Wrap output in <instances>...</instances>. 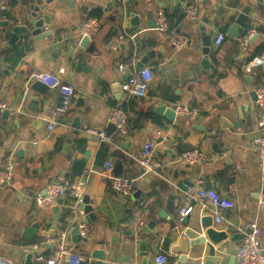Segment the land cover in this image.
Instances as JSON below:
<instances>
[{
    "label": "crops",
    "instance_id": "crops-1",
    "mask_svg": "<svg viewBox=\"0 0 264 264\" xmlns=\"http://www.w3.org/2000/svg\"><path fill=\"white\" fill-rule=\"evenodd\" d=\"M22 0H17L21 3ZM44 0H42L43 2ZM186 0H49L44 3L51 11L49 28L53 36L69 39L57 53L51 52L49 41L36 40L27 36L14 44L0 36V99L6 102L9 116L0 112V167L8 161L13 163L12 182L0 188V260L12 264H24L26 254L38 251L47 254L54 247L59 231L76 227L73 214L68 210L67 198L53 207L42 208L33 198L42 192L51 180L69 178L80 185L83 195H88L93 209V218L88 221V241L91 248L106 251L103 264H140L139 244H145L147 262L153 264L159 252L167 255V264H205L208 247L205 244H191L203 229L201 219L211 216L209 210L197 205L187 216L186 222L178 219L177 210L191 200L186 192H193L199 186L210 187L227 195L230 184L236 185L233 194L234 207L224 210L225 217L232 223L228 236L240 232L250 221H255L264 240V181L260 179L255 152L250 138L255 132L258 106L251 93L262 83L264 68L255 66L244 70V64L256 54L262 45L261 26L245 51L238 46L240 36L253 26L257 17L264 16V0H202L197 18L191 20L182 15V4ZM165 11L169 28L158 31L154 27L155 11ZM243 8L248 13L243 31L239 37L227 35ZM100 9V17L90 15ZM7 14V15H6ZM15 7L9 0L6 11L0 10V19L13 18ZM137 15V24L130 22ZM100 21L99 29L90 37L86 49L76 46L71 52L68 47L72 38L81 36L80 25L89 18ZM207 19L204 30L208 36L204 41L198 22ZM138 30L137 36L121 42L116 49L109 46L112 36ZM171 30L187 36V42L175 49L170 42ZM224 38L218 46L213 45L217 33ZM17 43L29 46L24 55L11 63V50ZM207 43V44H206ZM208 46L206 55L201 49ZM153 50L154 55L143 64L154 69V76L143 97L127 96L120 90L122 76L138 65L142 56ZM56 54V55H55ZM210 57L202 66L201 59ZM126 63L125 72L118 69L119 63ZM142 64V65H143ZM62 69V72L60 71ZM33 71H47L60 76L61 80L74 87L69 112L59 119L52 129L47 124L53 108L59 100L56 88L45 89L33 103L30 85L27 81ZM117 82L119 85L117 86ZM83 98L87 109L81 117L74 118L78 98ZM163 100L174 108L177 105L195 109L196 115L175 113L173 120L157 114L153 108ZM245 106L243 109L241 106ZM121 106L128 115L126 132L114 130L109 139L102 141L89 130L104 129L106 132L111 107ZM33 107L37 108L34 110ZM243 118L239 122V118ZM81 122L83 129L72 125ZM239 122L232 129V122ZM107 133V132H106ZM151 139L154 142L152 156L161 167L147 179L141 175L139 157L142 144ZM103 144V147H101ZM215 144V148H214ZM198 147L205 158L201 162L186 164L178 160L187 149ZM227 148L226 158L221 149ZM89 155L85 161L86 176L82 180L70 172L71 161L84 151ZM106 161L120 164L113 174L134 180L130 196L113 191L111 181L100 174ZM186 185V189L179 186ZM174 196L172 210H166L167 217L157 212L165 208L167 199ZM255 195V196H254ZM251 214V220L246 216ZM80 220V216L77 215ZM156 220L153 236L143 233L140 226L146 220ZM82 219V218H81ZM33 226L29 237L17 230ZM52 232L51 236L44 235ZM37 243V250L27 247ZM27 247V248H26ZM86 264H94L89 253ZM216 259L209 264H234V242L225 239L215 245ZM180 254L185 257L179 261ZM32 257L33 264H37Z\"/></svg>",
    "mask_w": 264,
    "mask_h": 264
},
{
    "label": "built area",
    "instance_id": "built-area-1",
    "mask_svg": "<svg viewBox=\"0 0 264 264\" xmlns=\"http://www.w3.org/2000/svg\"><path fill=\"white\" fill-rule=\"evenodd\" d=\"M124 3L126 0H117ZM202 0H186L182 4V11L184 15L194 20L200 8ZM9 7V0H0V10L6 11ZM155 29L158 31H166L169 28L168 18L163 8H158L155 11ZM257 26H261L262 45L260 50L253 54L243 65L245 71H250L255 66L264 68V16L257 17L247 31H245L239 38L238 46L245 51L251 37L258 32ZM100 27V21L96 17H89L85 19L80 25L81 35H93ZM138 30L131 32L118 33L112 36L109 40V46L116 49L121 42L128 39L133 40ZM170 42L175 49H179L187 42V36L177 30H171ZM224 38V34L219 32L213 39V45L218 46ZM126 63H119L118 69L125 72ZM62 72V69H60ZM154 76V69L149 64H143L140 67L132 66L130 71L125 74V78L120 83V90L127 96L143 97L146 95L150 82ZM39 80L49 88H56L59 92V100L57 105L52 110L51 118L48 121L47 128L52 129L59 119H62L69 112L72 98L75 96L74 87L70 83L61 80L60 76L47 71H33L28 76L27 81ZM262 83L255 88L256 104L258 106V119L255 125V132L250 138V145L252 146L255 156L256 165L259 172L260 179L264 181V73L261 76ZM8 106L5 101L0 99V112L7 109ZM175 113L180 115H187L193 118L196 111L187 106L177 105L173 108ZM13 111H9L12 113ZM108 124H112L119 134L126 132L128 126V115L121 106H113L110 109L107 118ZM91 133H96L102 141L109 139V135L104 129L89 130ZM154 142L151 139L146 140L141 147L140 157L138 159L141 167V175L158 173V168L161 164L152 156ZM205 154L203 150L198 147L185 150L178 158L181 162L186 164L197 163L203 161ZM114 163L106 161L100 174L107 177L111 181L112 189L115 193L122 196H130L134 189V180L119 175L113 174ZM13 176V163L8 161L5 166L0 167V188L10 184ZM236 192V185L230 184L227 195L220 194L210 187L199 186L193 192H186V197L191 201L177 210L178 219L181 221L189 215V213L197 205L201 210H209L212 214L215 223H223V230H228L232 223L225 217L224 210L232 209L234 207L233 194ZM82 189L80 185L72 182L69 178L61 180H51L44 186L42 192H37L34 195V202L37 206L42 208H49L57 205L63 198H67L66 206L73 214L76 227L81 237H87L89 234V226L84 219L85 213L79 207L82 202ZM80 216V220L77 218ZM82 218V219H81ZM249 231L244 234L241 241L237 244L234 252V264H264V240L261 238L259 226L255 221L248 223ZM243 231V228H237ZM27 247L37 250L39 244H30ZM26 247V248H27ZM34 260L37 264H86L89 257L84 255L76 247V244L69 239V230L63 229L59 231L54 241L53 249L47 254H36ZM0 264H8L0 260ZM12 264V263H9ZM137 264V263H128ZM153 264H167V255L164 252L157 253L153 258Z\"/></svg>",
    "mask_w": 264,
    "mask_h": 264
},
{
    "label": "water",
    "instance_id": "water-1",
    "mask_svg": "<svg viewBox=\"0 0 264 264\" xmlns=\"http://www.w3.org/2000/svg\"><path fill=\"white\" fill-rule=\"evenodd\" d=\"M12 7H15V14L13 15V18L10 19L8 17H5L4 19H0V36L3 37L9 44H14L19 39H22L20 41L26 40L27 36H32L36 40H44L47 39L49 41V44L47 45V48L53 52L57 53L61 46H65L69 39L62 38L59 34L53 36L51 29L49 28V18L51 15V11L48 10V8L45 6L44 3H48L49 0H22L21 3H17V0H10ZM248 13V8H243L241 12L237 15L235 18L233 24L228 28L227 35L231 37H239L241 32L243 31L242 25L244 24L246 17ZM7 15V14H6ZM182 15L184 13L182 12ZM137 15H134L131 17L130 22L134 25H136L138 22ZM207 22V19L204 18L203 20L198 22L197 27L200 31H204V41L207 38L208 34L204 30V23ZM151 27H155V24H153ZM91 44L90 37L88 35H81L79 39L72 38V42L70 46L68 47V51L71 52L76 46H79L83 49H86L87 46ZM207 44V43H206ZM208 46H204L203 49H201V53L206 55L208 53ZM56 55V54H55ZM154 55V51L150 50L146 54H144L139 62L138 65H142L143 63L147 62L150 57ZM210 57L204 56L200 64L204 66L207 61H209ZM125 78V74L122 76V80ZM121 80V81H122ZM119 85V82L116 84ZM30 90L32 91L31 98L32 102L35 103L37 100L41 101L39 99V94H42L45 92V89L47 86L39 81L35 80L30 85ZM252 98L255 100L256 94L255 90L251 93ZM77 110L75 112L74 118H80L81 115L87 110L83 106V98H78L77 102ZM243 109L245 106H241ZM34 110H37V108L33 107ZM153 110L159 114L164 115L168 120H173L175 116V111L172 107L165 104L163 100H160L153 108ZM4 116H9V110L5 109L3 111ZM243 118H239V122H242ZM239 122L235 121L232 122V129L237 127ZM75 129H83L81 122L78 121L77 123H74L72 125ZM115 130L114 125L108 124L106 132L107 134H111ZM215 148V144H214ZM220 151L224 152L225 157H228L227 148L221 149ZM89 155V151L85 150L83 155L79 158H73L71 161L70 166V172L73 175L78 176L82 180L86 176V172L84 170L85 161L87 160V157ZM119 169L120 170V164L115 163L114 164V172ZM116 173V172H115ZM145 178L150 179L151 174H144ZM179 187L181 189H186V185H181L179 182ZM264 199V186L262 190ZM255 196V195H254ZM91 200L88 195H83L82 202L80 203L79 207L83 210V212L86 214V217L88 221L90 222V218H93V209L90 205ZM174 205V196L170 195L167 199L165 208H161L157 215L161 218L167 217L166 210H172ZM188 216V215H187ZM187 216L184 217L182 220L183 222H186ZM246 219L248 221L251 220V214L248 213V216H246ZM156 220L154 218H150L146 220L144 225L140 226V230L143 233L149 234L153 236L157 230L156 228ZM33 226L24 228L20 230H17V232L23 234L25 237L30 236V232L33 230ZM201 228L203 231L199 236H197L193 241H191V244H205L208 247V260L205 262V264H209L212 260L216 259V250L215 245H218L220 242L224 241L229 237L230 240L234 242V249L233 252H235L237 248V244L241 241L242 237L246 232L249 231V226L246 225L243 229V231L235 232L234 234H231L228 236V231L223 229H217L212 225V218L211 216H207L201 219ZM44 235L51 236L52 232H44ZM71 241L78 245V247L86 252L89 253L90 258L93 259L94 264H103V260L106 258V251L102 248H91V243L88 241L87 237H81L79 235L77 227H73L71 229ZM42 250L38 251H31L26 254V257L24 258L23 262L24 264H33L32 257L35 256L38 252H41ZM139 256H140V264H148L147 262V251L145 250V244L142 242L139 244ZM185 255L180 254L179 261L182 262ZM3 261V260H2ZM5 262V261H3Z\"/></svg>",
    "mask_w": 264,
    "mask_h": 264
},
{
    "label": "trees",
    "instance_id": "trees-1",
    "mask_svg": "<svg viewBox=\"0 0 264 264\" xmlns=\"http://www.w3.org/2000/svg\"><path fill=\"white\" fill-rule=\"evenodd\" d=\"M90 15L100 17L101 10L100 9H94L90 12ZM29 46H27L25 43H17L13 46L11 50H6L5 53L10 54V59L12 60L11 63H15V61H18L27 51ZM101 147H103V144H101Z\"/></svg>",
    "mask_w": 264,
    "mask_h": 264
}]
</instances>
